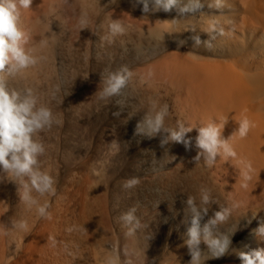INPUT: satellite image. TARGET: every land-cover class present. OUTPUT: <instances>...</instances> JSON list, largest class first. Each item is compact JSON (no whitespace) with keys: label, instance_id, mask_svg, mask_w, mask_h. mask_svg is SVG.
Here are the masks:
<instances>
[{"label":"rangeland","instance_id":"obj_1","mask_svg":"<svg viewBox=\"0 0 264 264\" xmlns=\"http://www.w3.org/2000/svg\"><path fill=\"white\" fill-rule=\"evenodd\" d=\"M208 1L12 0L32 63L9 49L0 83L50 115L29 133L43 149L30 172L0 164V264H244L260 252L264 202L237 183L219 137L215 155L199 146L209 123L181 84L182 67L218 53L201 31L219 12ZM212 240H227L222 254Z\"/></svg>","mask_w":264,"mask_h":264},{"label":"bare ground","instance_id":"obj_2","mask_svg":"<svg viewBox=\"0 0 264 264\" xmlns=\"http://www.w3.org/2000/svg\"><path fill=\"white\" fill-rule=\"evenodd\" d=\"M206 6L219 11L201 27L216 41L207 49L215 46L218 53L182 67L181 84L234 153L226 151L225 156L237 183L246 185L251 198L264 202V0H209ZM245 119L249 128L241 137ZM250 243L264 256V239Z\"/></svg>","mask_w":264,"mask_h":264},{"label":"clouds","instance_id":"obj_3","mask_svg":"<svg viewBox=\"0 0 264 264\" xmlns=\"http://www.w3.org/2000/svg\"><path fill=\"white\" fill-rule=\"evenodd\" d=\"M21 6L28 7L30 0H19ZM175 3V0H168V5ZM18 18L17 9L15 3L12 0H0V69H3L4 65L7 63L8 57L6 55L7 51L10 49L13 53L14 59L18 62L20 67H23L32 61L23 54L22 50L16 47V41L22 35L16 28V20ZM117 25H113V28H117ZM5 37L12 40V45L10 46ZM124 83L122 77H113V83L111 85V91L115 92ZM17 94L13 93L11 96L4 90L3 84L0 83V164L7 170L14 171L17 175L21 173H28L31 171L30 165L35 163L33 154L42 151V147L39 144L32 143L29 137V133L34 130L40 129L42 126V121L47 122L49 118V111L46 109H41L37 114H31L30 110L35 103L33 100H25L24 103L16 104ZM31 115L29 119L28 116ZM161 123V118L158 116L156 120V125L159 127ZM249 128V121L247 119L243 120L240 126V135L244 137L247 134ZM184 131H190V129H185ZM219 130L216 127H206L199 131L198 144L200 147L206 149L210 155H215L216 146L218 141ZM174 140H179L181 138V133L172 134ZM187 143V142H186ZM22 156L17 155L21 153ZM225 151L231 153L230 150L225 147ZM11 153V161L5 157ZM38 181H42L44 186H47L48 178L39 177L33 175L32 182L37 184ZM138 181L133 179L128 182V186H133L137 184ZM246 186V185H245ZM41 191L43 188L41 187ZM207 199V198H205ZM191 203V200H189ZM126 219L131 220V215H128ZM225 216L221 213L216 214V220L223 221ZM215 222V221H214ZM196 221L193 220L195 225ZM264 231V229H261ZM191 240L189 243L197 242V230L193 227L190 230ZM210 247L217 249L216 254H222L227 245V240L221 242L220 240H212L209 242ZM244 264H264V256L260 252H256L254 257L241 254Z\"/></svg>","mask_w":264,"mask_h":264}]
</instances>
